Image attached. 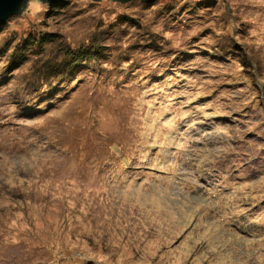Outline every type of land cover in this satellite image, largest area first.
Here are the masks:
<instances>
[{"label": "rangeland", "instance_id": "rangeland-1", "mask_svg": "<svg viewBox=\"0 0 264 264\" xmlns=\"http://www.w3.org/2000/svg\"><path fill=\"white\" fill-rule=\"evenodd\" d=\"M9 17L0 264H264V0H28ZM44 33L6 78L11 39L18 54Z\"/></svg>", "mask_w": 264, "mask_h": 264}, {"label": "trees", "instance_id": "trees-1", "mask_svg": "<svg viewBox=\"0 0 264 264\" xmlns=\"http://www.w3.org/2000/svg\"><path fill=\"white\" fill-rule=\"evenodd\" d=\"M68 1L69 0H58V1L53 2V3H48V2L40 0V2L45 4V6H47V8L49 10H52L53 8H61ZM114 1H118L119 3H124V2H127L129 0H114ZM145 1L149 3V2H152L154 0H145ZM183 8H181V9H183ZM19 13H17V15ZM10 18L11 17H8L5 20L0 21V32H2L4 30V28L8 24V21L10 20ZM52 35L54 36V34L44 33L42 36H39L38 38L37 37L28 38V37L24 36V38L22 40V44L20 46L21 52L19 51L18 54L14 51V45H13L16 40H15V38L14 39L10 38L11 44L13 46V47L12 46L11 47L13 50H12V54L10 55L9 59L7 58V62H8L9 67L7 66L8 69L5 70V73H3L6 75V78L12 77L11 74L14 71V67L16 65H19L20 63H22V59L26 57V56H24L23 51H29L30 49H33L34 46H37V48H38L39 45L41 46L44 43L52 41L53 40L51 38ZM6 45L7 44L5 43L4 45H2V47H0V57L5 56L2 53L6 52ZM97 55H99V54H98V51H96V49H93V48L89 49L88 47L82 48L81 50H76V51H74V50L65 51L64 58L60 62H58L57 66H56V64L53 65V67L56 66L55 68H52L54 71H56L57 76H60V77H55V78H57V82H59L60 79L63 80V78L65 76L70 78L72 76V72L74 70V67H78L80 65H83L82 64L83 62L90 61L91 59H93ZM178 56L180 59H182V60H178V61L186 63V58H188V59L191 58L193 56V54L192 53L190 54V52L187 54H184L181 52L180 55H178ZM69 66H71V67H69ZM73 79H76V78H73ZM73 79H72V81H73ZM68 86H69V89L72 87L70 82L68 83ZM55 91L58 92V90L54 89L53 91L50 92V94L47 98H49V99L54 98L53 96L57 95V92H55ZM47 98L45 99V101L47 100Z\"/></svg>", "mask_w": 264, "mask_h": 264}, {"label": "water", "instance_id": "water-1", "mask_svg": "<svg viewBox=\"0 0 264 264\" xmlns=\"http://www.w3.org/2000/svg\"><path fill=\"white\" fill-rule=\"evenodd\" d=\"M28 0H0V21L5 20L9 16H12L22 9ZM49 3L56 2V0H41Z\"/></svg>", "mask_w": 264, "mask_h": 264}, {"label": "bare ground", "instance_id": "bare-ground-1", "mask_svg": "<svg viewBox=\"0 0 264 264\" xmlns=\"http://www.w3.org/2000/svg\"><path fill=\"white\" fill-rule=\"evenodd\" d=\"M56 1H58V0H56ZM46 2V1H45ZM49 3V2H48ZM19 13V12H18ZM17 14V13H16Z\"/></svg>", "mask_w": 264, "mask_h": 264}]
</instances>
